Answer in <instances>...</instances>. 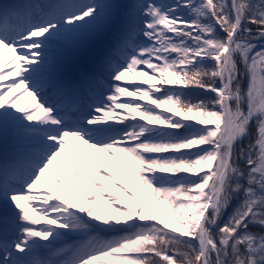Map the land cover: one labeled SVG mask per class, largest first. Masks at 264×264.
<instances>
[{
	"label": "snow or ice",
	"instance_id": "6c2138e0",
	"mask_svg": "<svg viewBox=\"0 0 264 264\" xmlns=\"http://www.w3.org/2000/svg\"><path fill=\"white\" fill-rule=\"evenodd\" d=\"M0 264H264V0L0 3Z\"/></svg>",
	"mask_w": 264,
	"mask_h": 264
},
{
	"label": "rangeland",
	"instance_id": "374dc122",
	"mask_svg": "<svg viewBox=\"0 0 264 264\" xmlns=\"http://www.w3.org/2000/svg\"><path fill=\"white\" fill-rule=\"evenodd\" d=\"M14 2V0H0V3H12ZM27 101H25L26 103ZM119 111V110H118ZM79 170V169H78ZM113 175L116 176V178L121 181L122 183H125L127 184L130 188L132 187V184L130 181H128L125 177H123L118 171H115L113 170ZM77 183H82L80 181H77ZM104 184L107 185L110 187V190H112L114 193H116L117 191L115 189L112 188V186L107 182V181H104ZM53 187L55 188V185H53ZM90 187V186H89ZM57 191V194H59V189H56Z\"/></svg>",
	"mask_w": 264,
	"mask_h": 264
},
{
	"label": "bare ground",
	"instance_id": "6f19581e",
	"mask_svg": "<svg viewBox=\"0 0 264 264\" xmlns=\"http://www.w3.org/2000/svg\"><path fill=\"white\" fill-rule=\"evenodd\" d=\"M119 111H124V110H119ZM120 182H121V181H120ZM121 183H122V182H121ZM81 185H82V183H81ZM82 186H83V185H82ZM105 186L109 187L108 184L105 185ZM109 189H110V187H109ZM114 194H116V195H118V196H121V198L125 200V203H127V204L129 205V207L132 206L131 202L127 201V199L123 197V194H122V193H120V192L117 191V192L114 193ZM147 199H150V197L147 198ZM105 208H106L108 211H111V209L108 208V206H107L106 204H105Z\"/></svg>",
	"mask_w": 264,
	"mask_h": 264
}]
</instances>
